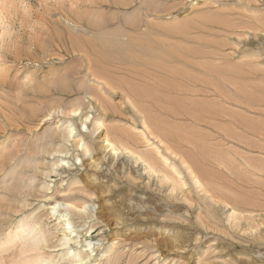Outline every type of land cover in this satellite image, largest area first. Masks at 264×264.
Segmentation results:
<instances>
[{
  "label": "rangeland",
  "instance_id": "obj_1",
  "mask_svg": "<svg viewBox=\"0 0 264 264\" xmlns=\"http://www.w3.org/2000/svg\"><path fill=\"white\" fill-rule=\"evenodd\" d=\"M32 260L264 264V0H0V264Z\"/></svg>",
  "mask_w": 264,
  "mask_h": 264
},
{
  "label": "bare ground",
  "instance_id": "obj_2",
  "mask_svg": "<svg viewBox=\"0 0 264 264\" xmlns=\"http://www.w3.org/2000/svg\"><path fill=\"white\" fill-rule=\"evenodd\" d=\"M102 45H103V47L104 46H106V47H109V48H111L112 46L111 45H108V44H106V42H102L101 43ZM111 44H113V41H112V43ZM90 45H92L91 43H90ZM93 46V45H92ZM111 46V47H110ZM114 46V45H113ZM91 47V46H90ZM91 48H93V47H91ZM95 48V47H94ZM92 50V49H91ZM94 50V49H93ZM92 50V51H93ZM100 50V49H99ZM107 51H108V49H107ZM95 52H96V50H95ZM108 52H110V51H108ZM81 53V52H80ZM90 53H92V52H90ZM105 56H107V55H105ZM83 57V56H82ZM94 58V57H93ZM96 58V57H95ZM128 64V63H127ZM97 73V72H96ZM96 78V77H95ZM69 133H70V131H69ZM106 141L108 142L109 140L108 139H106ZM109 143V145H111V143L110 142H108ZM150 159H152V158H150ZM149 159V160H150ZM147 160H148V158H147ZM148 160V162H150ZM187 161V160H186ZM185 161V162H186ZM147 165H149V164H147ZM152 165V164H151ZM189 166H191V164H189ZM151 167V166H150ZM149 167V168H150ZM192 168V167H191ZM154 169V168H153ZM189 169V168H188ZM192 170V169H191ZM193 170H194V168H193ZM192 170V171H193ZM194 172V171H193ZM195 173V172H194ZM177 174V173H176ZM196 175V174H195ZM195 178V177H194ZM197 179V178H196ZM200 184H202V183H200ZM36 225V224H35ZM70 225V222L69 221H67L66 222V226H69ZM34 229V228H33ZM32 229V227H30L28 224H24L23 225V227H21V229L18 231V233L14 236V239H11L10 240V243H12L13 244V242L14 241H16V240H18V241H23V240H27L28 241V243H30V245H27L28 246V248L27 249H23L22 250V255H24V254H26V252H34L35 250H37V249H39V245H40V243L39 242H35V241H33V239L32 238H30L29 236L32 234V232L34 231ZM43 240V239H42ZM25 242V241H24ZM5 248V247H4ZM33 257H35V256H33ZM33 257H31V258H33ZM42 261V260H41ZM36 263V260L34 261V260H32V261H30V264H35Z\"/></svg>",
  "mask_w": 264,
  "mask_h": 264
}]
</instances>
